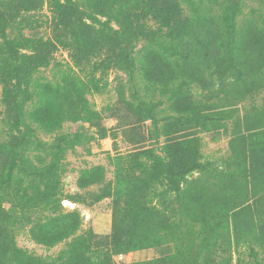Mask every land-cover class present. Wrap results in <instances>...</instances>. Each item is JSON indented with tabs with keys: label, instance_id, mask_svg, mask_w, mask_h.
Listing matches in <instances>:
<instances>
[{
	"label": "rangeland",
	"instance_id": "rangeland-1",
	"mask_svg": "<svg viewBox=\"0 0 264 264\" xmlns=\"http://www.w3.org/2000/svg\"><path fill=\"white\" fill-rule=\"evenodd\" d=\"M119 1L125 0H110ZM191 1L135 0L138 16L126 25L137 35L136 50L160 45L165 54L179 46L174 36L191 32L180 45L175 82L172 65L149 47L138 84L117 65L122 52L116 47L104 46L95 57L76 54L103 76L105 89L82 99L73 91L64 99L70 117L63 130L76 140L73 148L46 142L48 136L21 144L7 123L0 82V140L8 135L9 144L0 153V250L16 240L43 257L58 256L55 264H100L104 256L116 264H216L220 241L239 264L252 258L242 240L255 230L264 262V0H244L245 9L242 0H204L229 10L223 25L193 24L186 8ZM73 2L0 0V9L15 20L9 30L46 35L54 21L75 17L74 7L85 19ZM241 6L245 14L237 25L232 17ZM162 34L168 41L157 39ZM53 56L54 65L65 66L72 52L60 48ZM51 67L42 74L51 77ZM183 82L195 96L160 105L155 123L138 96L157 101L158 87L176 96L170 90L180 85L187 91ZM191 108L197 111L192 121ZM40 154L47 168L32 175L29 160ZM194 162L206 163L208 171L178 176L176 191L171 165Z\"/></svg>",
	"mask_w": 264,
	"mask_h": 264
},
{
	"label": "trees",
	"instance_id": "trees-1",
	"mask_svg": "<svg viewBox=\"0 0 264 264\" xmlns=\"http://www.w3.org/2000/svg\"><path fill=\"white\" fill-rule=\"evenodd\" d=\"M75 2V3H74ZM73 5L78 4L86 12L85 19H80L77 8H73L76 16L70 19L62 17L60 21H54L55 29L51 34H29L24 31L9 30L10 23L14 18L8 16L0 9V82L2 83V101L6 105L8 115L7 123L11 124L12 131L16 132L21 144L29 143L35 140L37 142L45 141L43 136H48L46 142L53 143L62 148H73L76 140L72 135L63 130L64 123L69 119L70 114L67 111L64 99L66 96L75 92L82 98L87 94L102 93L105 89L103 76L92 70L87 69L79 61L76 54L92 55L95 57L103 47L110 51L116 47L118 52H122L118 66L125 70L131 80L138 84L143 77L142 61H144L143 52L148 47L153 50L155 55H159L163 60L172 65V82L177 81L181 74V44L190 39L191 32L187 31L181 36H174L172 39L179 45L172 54H165L160 45L142 46L136 50L137 35H131L126 25L132 24L138 16V6L135 0L119 1L118 4H111L110 0H74ZM244 6H247L242 0ZM264 6V3H261ZM57 7L66 8V2H57ZM241 6L240 11H236L232 19L238 25V21L245 10ZM188 18L193 24L204 23L212 20L221 25L230 21L229 10L226 7L215 8L213 4H206L204 0H192L186 5ZM93 9H100L99 13H92ZM203 9V13L200 10ZM264 14V13H263ZM249 16H244L248 18ZM232 20V23H233ZM89 22V23H87ZM61 27L63 32L60 33ZM64 28H70L65 33ZM100 37V40H99ZM159 37V36H158ZM170 35L162 34L159 40L168 41ZM71 50V60L65 66L55 63L54 53L60 49ZM125 54V55H123ZM54 65V66H53ZM52 69L51 77L42 74V69ZM186 85L187 91L178 85L170 90V93L164 87H158L161 98L152 101L146 96H138V100L149 109V115L157 122V109L165 103H172L176 99L189 98L195 96L193 88ZM164 97H167L165 100ZM85 103V102H84ZM87 103L84 104L87 107ZM193 114H188L190 121L195 119V108L188 110ZM187 111V112H188ZM197 112V111H196ZM194 115V116H193ZM215 116H210L214 119ZM209 118V116H208ZM7 136L0 140V153L6 154L8 151ZM82 141V140H81ZM47 162L40 154L35 160H29V169L33 174H43L46 170ZM206 163L194 162L190 165L175 168L171 165L169 181L176 191H180L181 183L178 176H191L194 172L208 171ZM5 179H0V185L4 186ZM46 196V193H43ZM48 199V198H47ZM192 227H197L196 222H191ZM224 231L221 229L219 234ZM255 231V230H252ZM243 234V243L247 249H250L249 255L252 256L248 261H240L239 264H264L260 258V252L255 249V232ZM74 239L69 248L74 251L77 243ZM240 241V240H239ZM74 249V250H73ZM262 249V248H261ZM219 251V260L216 264H232L231 258L227 257V250L224 245L218 242L217 252ZM65 253H68L66 251ZM58 259L56 255L41 256L26 248L19 247L16 240L12 241L5 250H0V264H55ZM100 264H116L112 257L104 256ZM129 264V263H120Z\"/></svg>",
	"mask_w": 264,
	"mask_h": 264
}]
</instances>
